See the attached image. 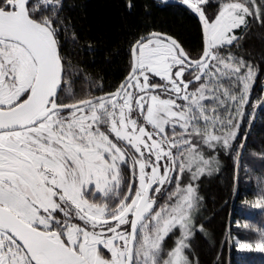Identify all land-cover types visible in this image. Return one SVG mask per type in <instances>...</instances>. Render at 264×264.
I'll use <instances>...</instances> for the list:
<instances>
[{"label": "snow or ice", "instance_id": "6c2138e0", "mask_svg": "<svg viewBox=\"0 0 264 264\" xmlns=\"http://www.w3.org/2000/svg\"><path fill=\"white\" fill-rule=\"evenodd\" d=\"M181 2L201 52L141 35L115 90L81 98L66 80L63 0H0V264H199V181L219 171L210 153L235 152L239 169L255 120L237 149L259 75L239 50L255 21L264 28V0H219L214 15L206 0Z\"/></svg>", "mask_w": 264, "mask_h": 264}, {"label": "trees", "instance_id": "16d2710c", "mask_svg": "<svg viewBox=\"0 0 264 264\" xmlns=\"http://www.w3.org/2000/svg\"><path fill=\"white\" fill-rule=\"evenodd\" d=\"M63 4L69 27L66 32L62 30L60 39L62 52L72 66V75L66 80H74L72 88L81 98L89 93L102 94L100 87L105 93L115 90L127 75L130 44L141 35L152 31L177 35L194 57L202 51L200 24L183 6L155 0H63ZM206 5V14L214 15L219 0H206ZM239 52L257 67L259 75L235 141L237 149L245 139L253 114L255 120L239 169L235 152L210 153L218 155L219 171L204 175L199 181L203 203L196 223L203 222L207 235L197 230L190 239L194 253L190 259H198L199 264H264V251L240 250L236 243L239 239L255 245L259 239L257 228H264V211L255 205L260 181L264 180V28L258 20ZM178 235V229L169 234L166 250L174 247Z\"/></svg>", "mask_w": 264, "mask_h": 264}, {"label": "water", "instance_id": "95a60500", "mask_svg": "<svg viewBox=\"0 0 264 264\" xmlns=\"http://www.w3.org/2000/svg\"><path fill=\"white\" fill-rule=\"evenodd\" d=\"M155 1H157V2H160V3H162V4H176V5H180V6H183L184 8H186L187 9V6H185V5H183L182 4V2H181V0H155ZM190 11V10H189ZM196 18H197V20H198V22H199V18H198V15H195V14H193ZM199 24H200V22H199ZM201 27V26H200ZM125 78V77H124ZM123 78V79H124ZM122 79V80H123ZM121 80V81H122ZM120 84V83H119ZM111 92V91H110ZM99 95H101V94H99ZM98 96V95H97Z\"/></svg>", "mask_w": 264, "mask_h": 264}, {"label": "rangeland", "instance_id": "374dc122", "mask_svg": "<svg viewBox=\"0 0 264 264\" xmlns=\"http://www.w3.org/2000/svg\"><path fill=\"white\" fill-rule=\"evenodd\" d=\"M178 231H179V229H178ZM179 235H180V233H179ZM179 235L175 238V240L179 237ZM239 249H240V248H239ZM251 249H256L255 245H253V247H252ZM240 250H244V249H240ZM245 250H246V249H245Z\"/></svg>", "mask_w": 264, "mask_h": 264}]
</instances>
